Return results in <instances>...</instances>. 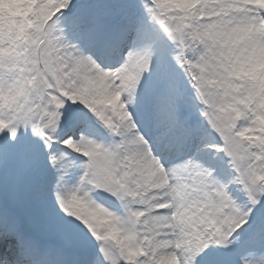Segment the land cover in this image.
Wrapping results in <instances>:
<instances>
[{"label": "snow or ice", "instance_id": "obj_1", "mask_svg": "<svg viewBox=\"0 0 264 264\" xmlns=\"http://www.w3.org/2000/svg\"><path fill=\"white\" fill-rule=\"evenodd\" d=\"M0 247L264 264V0H0Z\"/></svg>", "mask_w": 264, "mask_h": 264}, {"label": "clouds", "instance_id": "obj_2", "mask_svg": "<svg viewBox=\"0 0 264 264\" xmlns=\"http://www.w3.org/2000/svg\"><path fill=\"white\" fill-rule=\"evenodd\" d=\"M0 261L2 264H18V257L11 249L3 255H0Z\"/></svg>", "mask_w": 264, "mask_h": 264}, {"label": "bare ground", "instance_id": "obj_3", "mask_svg": "<svg viewBox=\"0 0 264 264\" xmlns=\"http://www.w3.org/2000/svg\"><path fill=\"white\" fill-rule=\"evenodd\" d=\"M3 254H4V253H3ZM3 254H2V255H3Z\"/></svg>", "mask_w": 264, "mask_h": 264}]
</instances>
